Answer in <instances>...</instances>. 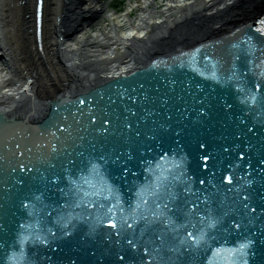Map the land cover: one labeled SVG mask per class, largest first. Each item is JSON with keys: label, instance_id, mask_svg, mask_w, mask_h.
I'll use <instances>...</instances> for the list:
<instances>
[{"label": "water", "instance_id": "obj_1", "mask_svg": "<svg viewBox=\"0 0 264 264\" xmlns=\"http://www.w3.org/2000/svg\"><path fill=\"white\" fill-rule=\"evenodd\" d=\"M188 47L0 112V264H264V43Z\"/></svg>", "mask_w": 264, "mask_h": 264}, {"label": "bare ground", "instance_id": "obj_2", "mask_svg": "<svg viewBox=\"0 0 264 264\" xmlns=\"http://www.w3.org/2000/svg\"><path fill=\"white\" fill-rule=\"evenodd\" d=\"M76 1L78 5L70 2L62 29L48 26L42 51L33 6L25 14V34L14 16L12 32L5 37L9 49H0V112L8 114L122 76L152 56L187 48L197 37L227 35L264 9V0H168L162 6L146 0L140 9L129 6L116 22L99 0ZM5 38H0L1 44Z\"/></svg>", "mask_w": 264, "mask_h": 264}, {"label": "rangeland", "instance_id": "obj_3", "mask_svg": "<svg viewBox=\"0 0 264 264\" xmlns=\"http://www.w3.org/2000/svg\"><path fill=\"white\" fill-rule=\"evenodd\" d=\"M105 2H109V5L111 6L110 8L114 9L115 11H117L118 13H122L124 12V10H126V8H128L129 6H137L139 8H142L144 6V2L145 0H104ZM156 2H158L159 6H162V4L166 3L167 0H156ZM137 11H131L130 15L131 17H134ZM120 22V20L116 19V22ZM46 31V29H45ZM46 33V32H45ZM44 33V35H45ZM198 38V37H197ZM202 38V37H201ZM8 42L9 40L6 39L1 46L5 49H9L8 47Z\"/></svg>", "mask_w": 264, "mask_h": 264}, {"label": "snow or ice", "instance_id": "obj_4", "mask_svg": "<svg viewBox=\"0 0 264 264\" xmlns=\"http://www.w3.org/2000/svg\"><path fill=\"white\" fill-rule=\"evenodd\" d=\"M257 87H259V85H257ZM229 182H231V179L229 178ZM116 225H115V223L114 222H111L110 223V227H115ZM237 227H239V225H237ZM189 235H191V234H189ZM129 243L131 244L132 242L131 241H129Z\"/></svg>", "mask_w": 264, "mask_h": 264}]
</instances>
